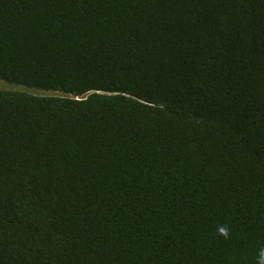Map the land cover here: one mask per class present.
<instances>
[{
    "label": "trees",
    "instance_id": "1",
    "mask_svg": "<svg viewBox=\"0 0 264 264\" xmlns=\"http://www.w3.org/2000/svg\"><path fill=\"white\" fill-rule=\"evenodd\" d=\"M0 79V264H264V0H0Z\"/></svg>",
    "mask_w": 264,
    "mask_h": 264
},
{
    "label": "rangeland",
    "instance_id": "2",
    "mask_svg": "<svg viewBox=\"0 0 264 264\" xmlns=\"http://www.w3.org/2000/svg\"><path fill=\"white\" fill-rule=\"evenodd\" d=\"M13 87H14L13 84L0 79V89H9ZM31 91L37 94H45L44 91L37 90V89H31Z\"/></svg>",
    "mask_w": 264,
    "mask_h": 264
}]
</instances>
